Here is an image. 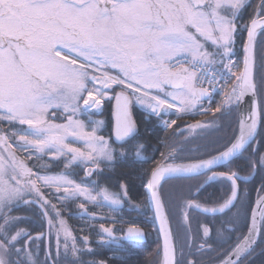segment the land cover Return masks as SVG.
<instances>
[{"label":"snow or ice","instance_id":"snow-or-ice-1","mask_svg":"<svg viewBox=\"0 0 264 264\" xmlns=\"http://www.w3.org/2000/svg\"><path fill=\"white\" fill-rule=\"evenodd\" d=\"M247 4L248 0H0V264H39L32 246L43 233L33 236L19 227L24 218L12 214L21 206L40 202L43 216H49V207L61 216L56 205L44 198L38 182L55 188L54 195L61 203L82 197L85 203L106 202L119 207L127 202L135 209L138 205L132 202L129 191L139 180L160 221L164 238L160 264H197L190 258L191 251L185 255L184 247L191 250L196 244L199 252L211 251L213 231L225 238L239 215L228 214L240 199V177L235 171L216 172L213 166L229 162L250 147L264 123V47L259 54L255 49L257 29L264 34V0L253 7L250 25L239 26L247 31L243 69L234 71L236 65L231 60L237 21ZM218 85L224 98L214 113L234 108L241 112V118L230 146L210 158L177 163L181 159L178 150L166 145L168 152H161L159 160L153 158V167L122 173L118 192H111L98 180L77 183L67 172L41 175L33 167L47 169L50 164L30 167L25 162L34 154L37 160L48 154L57 161L67 157L62 161L65 170L84 164L86 177L103 172L102 164L112 169L119 164L132 168L148 162L143 155L146 144L132 114L133 104L157 117L162 111L175 109L179 117L196 109L204 98L211 102V93ZM105 99L115 101V123L107 139L98 135L104 122L92 121L89 116V110H99ZM209 110L200 107L199 114L206 115ZM86 116L87 121L81 118ZM61 118L64 122L56 123ZM163 124L168 129L177 121L165 120ZM187 127L194 131L208 127V123L197 120ZM69 137L82 142L84 149L73 146ZM17 150L27 157H19ZM257 167H264V155L250 162V170ZM206 172L211 173L208 181L223 177L231 185L215 206H202L194 199L184 201L181 216L187 225L186 241L178 256L162 181ZM85 203L78 204L81 217L94 219L95 213H89ZM193 208L222 213L226 218L218 227L198 225L202 235L197 242L195 235H187L191 233L188 210ZM47 222L54 226L52 219ZM262 223L264 195L258 196L247 234L238 237L215 264H240ZM99 227L101 243L119 244L114 227L103 223ZM143 237V229L136 225L129 226L123 235L132 244ZM81 240L83 248L60 219L56 251H46L43 264H61V257L64 264H84L82 255L92 249L87 236ZM157 255H161L159 247Z\"/></svg>","mask_w":264,"mask_h":264},{"label":"trees","instance_id":"trees-1","mask_svg":"<svg viewBox=\"0 0 264 264\" xmlns=\"http://www.w3.org/2000/svg\"><path fill=\"white\" fill-rule=\"evenodd\" d=\"M258 1H254L253 3H249L246 5L244 9L241 10L239 14V19L237 21L238 31L235 33L236 41V52L241 58L244 56V48L243 45L246 42L247 31L240 30L239 26L249 25L250 20L253 16V7L257 4ZM264 47V34L259 33L256 38L255 49L257 54H259L261 48ZM258 58V57H257ZM105 108L102 113L103 119V127L105 136L108 137L111 134L113 128V119H112V102L111 100H105ZM133 117L137 121L141 131V139L146 144V150L143 155L148 159V162L138 163L132 166V168L126 167L124 164H119L112 169H109L105 165H101L103 172L96 174L94 177L96 181L98 180L101 186H106L108 189L118 192L120 189L118 188V184L120 182V176L124 172L132 171L133 169H149L153 167L152 159L155 160L160 159V153H167L169 147H175L181 159L177 160L178 163H186L190 161L197 160L199 158H209L213 155L218 154L220 151L224 150L225 146L230 145V141L234 134H236L238 129L239 122V110L231 109L224 111L223 113H218L214 115H208V127L203 128L193 134L185 133L184 131H179L180 122L174 128L170 130H163L159 126V121L153 117L148 116L144 111L139 109L137 106H133ZM147 130V131H145ZM183 133V134H181ZM169 146V147H166ZM182 149V151H181ZM264 155V123L260 125L258 135L254 142L248 147L244 152L235 158L232 162L227 166L228 168H232L233 171L242 174H251L253 170H250L249 164L251 161L258 160L260 156ZM41 160L33 161V165H39ZM225 166V168H227ZM37 168V167H36ZM38 169V168H37ZM54 168L48 167L47 171H54ZM41 171V170H40ZM44 169H42V172ZM75 180L78 182L81 180L83 176V168H75L74 174ZM197 180V179H195ZM194 180V181H195ZM255 185L256 192L255 198H257L261 193L264 192V189L261 188L262 184H264V167H257L255 172ZM174 181V180H173ZM175 181H185V180H175ZM187 181V180H186ZM190 181V180H189ZM174 183V182H172ZM220 183L224 185H214L206 187L200 193L196 195H192L193 189L187 190V194H182L180 191L179 197H175V201L172 200L171 191L165 192V185L162 187V195L165 203V210L168 214L169 224L171 226L170 221H172V225L175 221L176 226H171V229L174 233H178L177 243L183 244L186 239V227L182 221V216L180 212V208L178 206H182V203L186 197L191 195L192 198L203 199L206 198L210 200L209 203L215 204L216 201L221 200L222 197L229 190V186L226 182L220 181ZM229 188H228V187ZM174 192V191H173ZM129 196L133 203L137 204L138 207L133 209L129 204L130 210H123V214L116 215L119 223H122L123 226L119 227L123 232L127 225H136L141 227L146 233V240L141 244H126L127 247L119 249L118 252L123 254L122 258L109 259L104 253L103 247H98L94 245L95 240L100 236L98 233L100 232L98 227H82L79 226V220L72 217H68L66 214L69 212H74V209L71 205L63 211L64 219H66L70 228H72L73 234L77 237V244L79 247L83 248L84 244L82 243L81 238L87 236L89 238L88 246L92 249L91 252L85 251L84 253H89L90 256L87 257V264H92L97 261H107L108 264H159L161 255H157L158 247L161 250V241L160 236L155 224L153 210L151 208L150 203L145 198V190L140 186L139 180L135 181V186L130 189ZM248 198V194L246 196ZM254 198V199H255ZM253 199V200H254ZM252 200V202H253ZM251 202V204H252ZM33 210H31L32 216L35 217L37 213V208L35 206H31ZM250 207V206H249ZM39 213V212H38ZM65 213V214H64ZM12 214H21L27 215V210L23 207H20L18 210L14 211ZM113 215H109L111 218ZM190 222L193 221L192 211L189 213ZM41 218L37 219V224L33 225L31 228L32 233L44 232L46 230L44 224L41 222ZM26 221V218L23 219V222ZM264 225V223H262ZM117 228V229H119ZM176 229V232H175ZM183 230L184 234L182 235L180 231ZM118 234V231H117ZM188 235V234H187ZM53 238V236H51ZM260 241V239H259ZM42 242L41 244L44 246ZM260 242H258L259 244ZM49 250L53 253L56 251V243L54 239H51L49 243ZM41 252H44L43 249ZM61 252H63V248L61 245ZM61 262L64 263L63 257H61ZM62 264V263H61Z\"/></svg>","mask_w":264,"mask_h":264},{"label":"flooded vegetation","instance_id":"flooded-vegetation-1","mask_svg":"<svg viewBox=\"0 0 264 264\" xmlns=\"http://www.w3.org/2000/svg\"><path fill=\"white\" fill-rule=\"evenodd\" d=\"M254 1H258V0H248V4L249 3H253ZM117 90H119V89H117ZM107 100H109V99H106V101ZM111 102H112L111 106H112V119H113V124L112 125L114 126V118H113L114 99L111 100ZM134 105L135 104H133V106ZM104 108H105V103L103 102L101 112L99 114L95 115L96 118L101 120V121H103L101 116H102V113L104 111ZM133 113L134 112H133V107H132V114ZM146 114L148 116H150V117L155 118L152 114H148V113H146ZM162 116H163V118L167 119V121H169V122L171 120H176L177 121L176 125H178V123L180 122L179 125H180L181 128L179 129V131H184L185 133H189V134H193V133H195V132H197V131H199L201 129H196L194 131H190L188 129L187 125L193 124L197 120L201 121L202 123H204V122L208 123L209 122L208 121L209 119H207L208 115L194 114V111L180 114L179 117L175 113H171V114H167V115L164 114ZM157 120L159 121L160 119L158 118ZM176 125H173L172 128H174ZM159 126L163 130L172 129V128L165 129V127H163L160 124V122H159ZM3 127H4L5 130H7V126L6 125L3 126ZM17 127H20V126L17 125ZM228 165L229 164L224 165V166L219 167V168L214 169V170L216 172L233 171L232 168H228L227 167ZM225 166L227 168H225ZM255 172H256V169L254 171H252L251 174L238 173L240 179L237 181V183L239 184L240 190H241L240 191V199L237 202H235L236 203V207L233 208L232 211L228 215L232 216V215H234L236 213H239V215L236 218V221H235L234 225L231 227L229 233L225 236V238L221 239V238L217 237L215 231H213L212 236L209 238V242L212 244V250L211 251L199 252L196 249V244L193 245L191 250H189L187 247H184L185 255H188L189 251H191L192 255H191L190 258H193V259L197 260V264H215V261H217L218 259L221 258V256H222L224 251L228 250L229 248H231L232 246L235 245V243L237 242V238L238 237H241V236L247 234L248 228H249V223H250L251 211H252V208H253L255 202L258 199V197L255 198V192H256V185H255V180H254ZM207 175H211V173L207 172V173H205L202 176L194 177V178H180V179L168 180V181L164 182V183H166L165 192L166 191L169 192V191L172 190L171 197H172V200L175 201V197H179L180 191H182V194H187L186 193L187 190L193 189L192 195H196V194L200 193L202 190H204L206 187L210 186L211 184L219 185V186L224 185V184L220 183V181L226 182L229 187L231 185V182L228 181L226 178H223V177H217L215 180L208 181L207 180ZM195 179H197V180H195ZM175 180H185V181H175ZM172 182H174V183H172ZM201 185H202V187H201ZM247 194H248V198H246ZM263 194H264V192L261 193L260 195H263ZM188 199H194L197 202L201 203L202 206H207V207L215 206V204L209 203L210 200H207L206 198H203V199H200V197L199 198H192L191 195L189 197L186 195L184 201H186ZM252 200H253V202H252ZM184 201L182 203V206H180V205L178 206V204L176 205L177 207L180 208V212H181V208L183 207ZM251 202H252V204H251ZM126 203L127 202H125L123 204V206L117 212H113L112 214H108L107 215V219L102 221L103 224L105 225V227H114V229H115L114 235L119 239V244L113 243V242L101 243L100 242V236L94 242V245L104 248V251H105L104 253H106V255H107V257L109 259L122 258L123 254L118 252V250L122 249V248H124V250H125V248L127 247L126 244H132V243H129V242H125L124 239H123L124 231H126V229L129 226H131V225H127V227L122 232L119 227H122L123 224L119 223L118 219L116 218L117 214L118 215H120V214L122 215L123 214V210H130L131 207H129L128 205H125ZM32 205L35 206L37 208V210H38L37 213L35 214V217L30 215L31 214V210H33L32 207H31ZM32 205L24 207V209L27 210V213H28L27 215H24V216L21 215V214H13V215H18V216H22L23 218H26V221L25 222L22 221V223L19 225V227L25 228L33 236H36L37 234L41 233V232L34 233V234L32 233L31 228L33 227V225L37 224L36 218L37 219L41 218L42 219L41 222L43 224L48 225V222H47V218L48 217H45V216L42 215L41 204L39 202L34 203ZM21 207H23V206H21ZM201 210L202 209H195V208L188 210L189 213H190V211H192V217H193V221L190 222L191 233H188V236L190 237L192 235H195L197 242L200 240L201 235H202L200 233L199 229H198V225H200V224H208L209 226L215 225V226L218 227L219 224H220V221L222 219L226 218L224 216V214H219V215L202 214L200 212ZM61 214H62V219H64L63 212H61ZM75 214L76 213H74V212H71V213L68 212L66 215L68 217H72V218L76 219L77 215H75ZM109 215H113L110 218V220L108 219ZM65 222H66L67 226H70V224H69V222L67 220ZM102 222H94L91 225V223L90 224H86L84 221H82V220L80 221L79 220V226H82V227L83 226L84 227H91L92 226V227L100 228L99 226H100V224ZM170 223H171V226L178 225V224L175 223V221H174L173 225H172V221H170ZM58 228H59V221H58ZM117 228H119V229H117ZM117 231H118V234H117ZM172 232H173V230H172ZM175 232H176V229H175ZM48 233H49L48 231H46V233H43L44 237L42 236L43 238L38 240L37 243H35L32 246V250H35V252H33L34 259H36L39 262V264H43V261L45 259V252L49 250V246H48L49 245V234ZM180 233L183 235L184 231L181 230ZM173 235H174L175 242H176V245H177V250H178L177 254L179 256V248L182 245L185 244L186 239H185L183 244L177 243L178 233H174ZM144 236H145V240H146L145 231H144ZM259 239H260V241H259ZM43 240H44L43 244H44L45 251L41 252V245H42L41 243L43 242ZM54 240L56 241V238H54ZM258 242H260V243L258 244ZM136 244H141V243H136ZM38 247H40V251H37L39 249ZM88 256H90L89 253H84L82 255L81 259L84 261V264H87L86 260H87ZM98 262L99 261H97L95 263H92V264H98ZM61 263L64 264L63 262H61ZM240 264H264V225L261 224V230H260L259 238H258V241H257L256 245L252 248V250L245 257H243V259L241 260Z\"/></svg>","mask_w":264,"mask_h":264},{"label":"rangeland","instance_id":"rangeland-1","mask_svg":"<svg viewBox=\"0 0 264 264\" xmlns=\"http://www.w3.org/2000/svg\"><path fill=\"white\" fill-rule=\"evenodd\" d=\"M243 59H244V56H243V58H241V60L243 61ZM169 91H171V89H169ZM105 100H104V102H105ZM134 104H135V106H137L139 109H141L145 113L151 114L145 108H143L142 106H140L139 104H136V103H134ZM197 108L196 109H193L192 112L195 111V110H197ZM171 113H175V109L168 110V111H162L161 112V116L164 115V114L167 115V114H171ZM95 115H96V112H94V111L89 112V116H90V118H91L92 121H101V120L97 119ZM81 118L82 119H85L86 121L88 119L87 116L86 117H81ZM63 122L64 121H63L62 118L56 120V123H63ZM24 127H26V126H24ZM17 128H19V127H17ZM103 132H104V127L102 125L101 128L98 131V135H103L107 139L108 137H106L105 136V133H103ZM69 141L73 143V146L80 147L82 150L84 149V145H83L82 142H80V141H74L71 137H69ZM17 155L19 157H21V158H26L28 154L25 153V152H20L19 150H17ZM66 159H67V157H64L60 161H57V160H55L53 158V156L51 154L43 155L42 159H40L41 160V163L39 162V164H50V168H54L53 169L54 171H47V170L44 169V171L42 172V169H40V168L37 169L36 167H33V170L34 171H39L41 175H58V174H61L62 172H67V173H71V175L69 176V178L75 180V177L76 176L73 175L74 172H75V168L76 169L77 168H83V176H82L81 180L78 181V182L76 180L75 181L77 183L81 182L82 180L85 181L86 183L89 182V181H96V179L94 178L96 176V174L92 175L91 177H86L85 176V171H84L85 165L84 164L73 165L72 168L65 170L64 163L62 161L63 160H66ZM34 160L37 161L35 154L33 155V157H32L31 160L25 159V162L30 167H32V166H34L32 164V162ZM87 167L90 169L91 168V165H87ZM38 186L40 187V190L43 193L44 198L47 199V200H49V201H51L52 204H55L56 205V208L59 209L60 212L65 211L66 208L69 207L68 205H71L72 208L74 209V211L76 212L75 215L78 216L77 220H80V221L82 220L86 224H90L91 223V225H92L94 222H102L105 219H107V215L108 214H112L113 212H117L123 206V205H121L119 207H114V206L109 205L106 202L105 203H102L100 205H95V204H91V203H85V201H84V199L82 197L81 198H77L75 200L64 201L63 203H61L58 200L57 196L54 195L55 188L45 187L40 182H38ZM110 191L111 192H115V191H112V190H110ZM33 197H35V193H33ZM80 203H85V206L88 209V212L89 213H95V218L94 219H92V218H90L89 216H86V215L83 216V217H81V209H79V207H78V204H80ZM47 210L49 212V216L47 218V221H48V219H52L54 226L50 227L49 224L48 225L44 224L45 228H47V229L44 232H41V233H46V231L49 232L48 234H49V243H50L51 239L56 238V232H57V229H58V221H60V219H62V214H61V216L58 217V216H56V213L50 207ZM108 219L110 220V218H108ZM63 220L66 221V219H63ZM68 227H69V229L72 232H75V231L72 230V228H70V226H68ZM99 230H100V228H99ZM51 236H53V238H51ZM60 238H61V241H62L63 240V233L62 232L60 233ZM43 242H44V240H43ZM35 243H37V241ZM55 243H56V241H55ZM38 248L39 249L37 251H40V247H38ZM42 249H43V251H45L43 245H41V250ZM32 251L35 252V250H32Z\"/></svg>","mask_w":264,"mask_h":264},{"label":"water","instance_id":"water-1","mask_svg":"<svg viewBox=\"0 0 264 264\" xmlns=\"http://www.w3.org/2000/svg\"><path fill=\"white\" fill-rule=\"evenodd\" d=\"M250 25V24H249ZM261 32V30L260 29H257V36L259 35V33ZM257 38V37H256ZM245 43H247V37H246V42ZM255 43H256V40H255ZM244 55H245V53H244ZM206 98H204V100H205ZM114 104H115V101H114ZM245 107H246V105H245ZM113 118H114V116H113ZM241 118V112L239 111V119ZM114 123H115V119H114ZM260 128V127H259ZM257 137V136H256ZM254 142V141H253ZM252 142V143H253ZM251 143V144H252ZM230 146V145H229ZM244 152V150H242L241 152H239V153H237L229 162H227V163H220V164H217V165H215V166H213L214 167V169H217V168H219V167H222V166H224V165H227V164H229L231 161H233L235 158H237L239 155H241L242 153ZM217 155V154H216ZM210 158V157H209ZM187 163V162H186ZM207 173V172H206ZM202 175H204V174H200V175H193L192 177H190V178H194V177H199V176H202ZM171 179H180V178H166L164 181H162V184L164 183V182H166V181H168V180H171ZM264 195V194H263ZM151 207H152V210H153V214H154V219H155V224H156V227H157V230H158V233H159V236H160V241H161V257H162V247H163V234L159 231V227H160V221H159V219L156 217V215H155V210H154V207L151 205ZM256 207V202H255V204H254V206H253V208H252V210L254 209ZM202 214H206V215H219V214H222V213H215V214H213V213H204L202 210L200 211ZM251 217H252V211H251V215H250V223H249V227H250V225H251ZM257 220L259 221V216H257ZM259 233H260V231H258V233H257V235H256V237H255V243L252 245V247L249 249V251H248V253L252 250V248L256 245V243H257V241H258V238H259ZM124 241L125 242H128V241H126L125 239H124ZM145 241V236L143 237V239L142 240H140L139 242H137V243H143ZM247 253V254H248ZM247 254H245L243 257H245ZM233 259H235V257H233ZM161 260V259H160ZM160 264V263H159Z\"/></svg>","mask_w":264,"mask_h":264},{"label":"built area","instance_id":"built-area-1","mask_svg":"<svg viewBox=\"0 0 264 264\" xmlns=\"http://www.w3.org/2000/svg\"><path fill=\"white\" fill-rule=\"evenodd\" d=\"M235 41H236V39L234 38V44H233V46H232V54H231V60H232L233 63L236 65V68L233 69L234 71H236L237 69H239V70H242V69H243V61L241 60L240 57H238V56L235 54V50H234ZM225 62H227V61H225ZM204 87H209V85H208V84H205ZM211 96H212L211 102H209V100L206 99V100L203 101L202 104H201V107H203V108H210V110L208 111L207 114H215V113H214V109H215L216 105H217L218 103H220L221 100L224 98V97L222 96V94L220 93L219 85L217 86L216 91H214V92L211 93ZM199 110H200V109H199ZM199 110L197 111V114H199ZM90 111H96V112H99L100 109H99V110H97V109H91V110H89V112H90ZM152 115H153V114H152ZM153 116L156 117V118H160V116H159V117H157V116H155V115H153ZM165 120L167 121V119H161V125H162L163 127H164L163 121H165Z\"/></svg>","mask_w":264,"mask_h":264},{"label":"bare ground","instance_id":"bare-ground-1","mask_svg":"<svg viewBox=\"0 0 264 264\" xmlns=\"http://www.w3.org/2000/svg\"><path fill=\"white\" fill-rule=\"evenodd\" d=\"M245 115H246V113H245Z\"/></svg>","mask_w":264,"mask_h":264}]
</instances>
